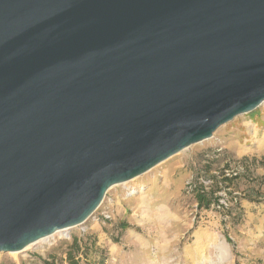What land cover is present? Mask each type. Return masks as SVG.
Wrapping results in <instances>:
<instances>
[{"label": "water", "instance_id": "1", "mask_svg": "<svg viewBox=\"0 0 264 264\" xmlns=\"http://www.w3.org/2000/svg\"><path fill=\"white\" fill-rule=\"evenodd\" d=\"M264 103V0H0V254Z\"/></svg>", "mask_w": 264, "mask_h": 264}, {"label": "rangeland", "instance_id": "2", "mask_svg": "<svg viewBox=\"0 0 264 264\" xmlns=\"http://www.w3.org/2000/svg\"><path fill=\"white\" fill-rule=\"evenodd\" d=\"M200 190L218 200L203 207ZM74 238L89 244L82 264H264V103L112 187L96 217L1 253L0 264L65 258Z\"/></svg>", "mask_w": 264, "mask_h": 264}, {"label": "trees", "instance_id": "3", "mask_svg": "<svg viewBox=\"0 0 264 264\" xmlns=\"http://www.w3.org/2000/svg\"><path fill=\"white\" fill-rule=\"evenodd\" d=\"M215 194V191H198V203L206 208L211 207L212 201L216 202L218 200V197H216ZM88 246V242L84 241L83 239L74 238L65 253V258H58L56 256L51 255L47 259H42L40 264H82V261L87 260L88 258ZM81 255L83 256V258H81Z\"/></svg>", "mask_w": 264, "mask_h": 264}, {"label": "built area", "instance_id": "4", "mask_svg": "<svg viewBox=\"0 0 264 264\" xmlns=\"http://www.w3.org/2000/svg\"><path fill=\"white\" fill-rule=\"evenodd\" d=\"M221 202H222V201L220 200L219 206L221 205ZM99 209H100V208H99ZM97 212H98V211H97ZM97 212H95V213L93 214V216L96 217V213H97ZM93 216H92V217H93Z\"/></svg>", "mask_w": 264, "mask_h": 264}, {"label": "bare ground", "instance_id": "5", "mask_svg": "<svg viewBox=\"0 0 264 264\" xmlns=\"http://www.w3.org/2000/svg\"><path fill=\"white\" fill-rule=\"evenodd\" d=\"M60 232L62 233V232H64V230H62V231H58L57 233H60ZM45 239H46V238H45ZM42 240H43V239H42Z\"/></svg>", "mask_w": 264, "mask_h": 264}]
</instances>
